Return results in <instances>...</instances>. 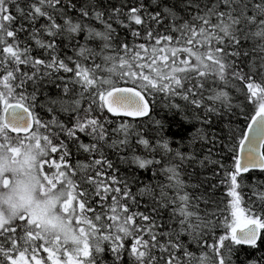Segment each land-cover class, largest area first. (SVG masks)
Returning <instances> with one entry per match:
<instances>
[{
    "label": "snow or ice",
    "instance_id": "snow-or-ice-1",
    "mask_svg": "<svg viewBox=\"0 0 264 264\" xmlns=\"http://www.w3.org/2000/svg\"><path fill=\"white\" fill-rule=\"evenodd\" d=\"M0 188V264H264V0H0Z\"/></svg>",
    "mask_w": 264,
    "mask_h": 264
},
{
    "label": "trees",
    "instance_id": "trees-1",
    "mask_svg": "<svg viewBox=\"0 0 264 264\" xmlns=\"http://www.w3.org/2000/svg\"><path fill=\"white\" fill-rule=\"evenodd\" d=\"M81 159H83V157H81ZM33 197L36 199H43V195L39 189H37V197H35L34 195H33ZM53 211L55 212V214L58 217H62L63 214L61 213V210L59 209V207L53 209ZM4 218H5V216L0 217V219H4ZM57 233H59V234H57ZM45 239L52 241V243L57 248L58 252H61L66 248L71 249V248L75 247L76 243L79 242V237H75V235L73 233H71L70 231L66 232L65 230H58L55 228L50 230L47 233Z\"/></svg>",
    "mask_w": 264,
    "mask_h": 264
},
{
    "label": "rangeland",
    "instance_id": "rangeland-1",
    "mask_svg": "<svg viewBox=\"0 0 264 264\" xmlns=\"http://www.w3.org/2000/svg\"><path fill=\"white\" fill-rule=\"evenodd\" d=\"M0 194H7V193L3 192V191H0ZM33 195L35 197H37V189L34 191ZM7 208H8V202L7 201H4L2 204H0V217L5 216V211L4 210L7 209ZM60 253L61 252L56 251L55 255H56L57 259H59Z\"/></svg>",
    "mask_w": 264,
    "mask_h": 264
},
{
    "label": "clouds",
    "instance_id": "clouds-1",
    "mask_svg": "<svg viewBox=\"0 0 264 264\" xmlns=\"http://www.w3.org/2000/svg\"><path fill=\"white\" fill-rule=\"evenodd\" d=\"M0 191H3V192H8V190H5V189H3V188H0ZM7 209H5V211H6ZM19 214V210L17 211V215ZM12 219H14L15 218V216H12L11 217Z\"/></svg>",
    "mask_w": 264,
    "mask_h": 264
},
{
    "label": "water",
    "instance_id": "water-1",
    "mask_svg": "<svg viewBox=\"0 0 264 264\" xmlns=\"http://www.w3.org/2000/svg\"><path fill=\"white\" fill-rule=\"evenodd\" d=\"M258 171V170H257Z\"/></svg>",
    "mask_w": 264,
    "mask_h": 264
}]
</instances>
